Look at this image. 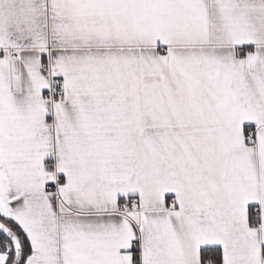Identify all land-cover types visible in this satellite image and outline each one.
I'll list each match as a JSON object with an SVG mask.
<instances>
[{
    "label": "snow or ice",
    "instance_id": "6c2138e0",
    "mask_svg": "<svg viewBox=\"0 0 264 264\" xmlns=\"http://www.w3.org/2000/svg\"><path fill=\"white\" fill-rule=\"evenodd\" d=\"M0 264H264V0H0Z\"/></svg>",
    "mask_w": 264,
    "mask_h": 264
}]
</instances>
